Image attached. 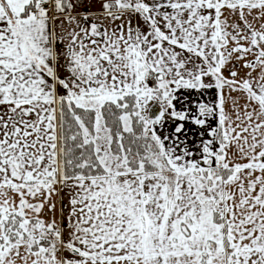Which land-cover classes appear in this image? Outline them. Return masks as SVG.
<instances>
[{
  "label": "snow or ice",
  "instance_id": "1",
  "mask_svg": "<svg viewBox=\"0 0 264 264\" xmlns=\"http://www.w3.org/2000/svg\"><path fill=\"white\" fill-rule=\"evenodd\" d=\"M0 264H264V0H0Z\"/></svg>",
  "mask_w": 264,
  "mask_h": 264
}]
</instances>
